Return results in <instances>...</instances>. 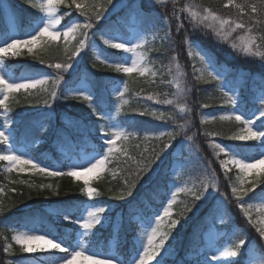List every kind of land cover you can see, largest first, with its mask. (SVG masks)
<instances>
[{
	"label": "trees",
	"instance_id": "16d2710c",
	"mask_svg": "<svg viewBox=\"0 0 264 264\" xmlns=\"http://www.w3.org/2000/svg\"><path fill=\"white\" fill-rule=\"evenodd\" d=\"M37 1L39 0L31 2L0 0V35L12 37L13 30L23 34L31 30L30 24L34 27L39 23L42 13L38 7H32ZM117 1L112 0L111 3L109 0L85 1V9L95 5L92 10L102 13L99 21L89 14L90 22L96 29L95 38L101 44V49L110 63L121 62L126 53L108 49L102 44L100 34L111 32L128 35L127 25L131 24L135 28L131 21L135 15L139 22V31L143 34L142 39L145 41L141 49L146 57V67L155 75L152 72L145 75L136 72L117 73L114 68L96 59L89 44L84 51L80 67L64 77L65 79L56 87L58 99L52 100L50 92L53 80L59 72L48 65L72 64L75 57L69 58L75 52L80 35L69 45H66L61 36L47 46L41 45L31 54L23 50L20 56L5 57L6 69L16 78L15 81L23 76L43 78L41 74H46L49 77L47 85L38 86L30 91L15 92L9 102L11 112L8 116L14 121L11 129L15 142L29 150L35 162L41 166H49L52 170L67 173L68 157L72 156L73 152L72 142L86 148L102 150L99 125H106L104 119L92 111L88 101L77 100L71 96L73 89L82 87L79 84L82 78L90 83L89 86L108 81L119 84L123 89L124 84H127L124 96L122 98L118 96L119 99L110 84L103 99H97L94 106L102 103L101 112L104 113L118 101V119L126 132L135 133V138L130 137L127 142H117L118 151L106 162L104 170L95 178H90L88 186L100 193L91 202L81 191L85 187L83 180L68 175L53 177L38 171L31 174L13 169L9 172L5 161H0V204L5 208V211L0 213V264H47L48 259L58 253L53 251L26 253L13 237L23 229L34 226L48 229L52 235L61 237L68 246L67 242L72 244L77 237L78 224L73 221L82 214L87 203L94 206L110 205L112 209L110 213L104 214L109 217L108 222L96 226L92 230L95 235L88 233L84 237L87 247L107 250L110 240L113 239L114 250L122 259L128 260L137 251L135 245L138 234L148 225L146 221L152 222L158 210L167 202L175 162L172 150L183 137L178 136L181 130H176V122L179 120L177 104L158 103L176 98L172 81L176 75L177 62L182 64L191 77L188 101L191 100L192 104L187 107V111L192 110L190 119L196 126L191 148L199 149V154L192 156L188 152L182 153L184 155L182 169L184 168L187 178L185 180L187 186L183 188L184 191L177 193L166 217L168 224L172 219L179 221L176 228L170 231V238L167 240L175 252L166 260V264L181 262L198 264V257L206 247L204 231L210 218L200 211L205 204H200L199 208L195 207V203L199 202H194L193 194L188 190L196 188L199 191L205 177L213 173L217 175V172L213 171L215 167L210 164V158L216 161L229 156L224 153L217 155L219 149L213 148L212 144L219 143L231 149L232 153L239 152L243 158L257 156L261 151L260 141L245 142L232 139L244 125L234 118L230 121L219 119V116L231 113L233 109V105L225 103L226 97L223 92L227 90H222L220 83L211 80L204 70L194 71L199 69V66L193 63L191 56L188 55L185 39L198 41L200 46L215 58L217 64L224 67L228 81L236 89L238 107L243 110L246 117L255 108L257 101L254 103L253 98L257 97L259 91H264V58L245 57L243 53L233 50L231 44L239 43L240 37H251L256 45L255 50L264 52V0H233L232 5L228 4V0H166L157 7L147 5L145 0H125L115 8ZM7 3L15 15L12 18L5 8ZM237 4L242 6V10L235 7ZM252 5H256V13L251 11ZM205 9L223 19L243 23L245 27L235 29L227 40H223L213 29L206 28L192 19L191 11L203 16L206 14ZM58 15L65 26L74 21H89V16L77 10L75 5L71 8L67 4L61 5ZM131 38L136 39V36ZM195 51L194 48L193 53ZM198 76L201 77L200 80L196 79ZM44 87H47L48 92L42 91ZM96 93L99 97V88L96 89ZM46 99L51 104L50 109L44 105ZM125 100L126 104L123 103ZM146 109L149 111L155 109L157 116L141 115L140 113H144ZM161 112L164 113V119L159 118ZM212 116L216 119L212 120ZM76 122L81 123L82 132L74 127ZM2 123L4 117L0 115V124ZM256 123L264 130V127H260L259 121ZM162 131L172 132L175 139L170 141L167 135L157 139ZM146 134L151 137L148 141L144 140ZM201 138L212 140L210 154L203 149ZM61 143L66 146L65 153L58 151ZM166 144L171 146L165 149ZM3 147L4 144H0V148ZM121 148L126 149V153L119 151ZM157 153H160L158 159ZM149 160L154 161L151 168L138 177L137 162L147 163ZM220 172L221 179L216 180V184H220L219 192L224 190L231 198H236L231 191L233 187L251 189L246 196L240 197L237 203L238 212H235L234 204L227 205L229 209L218 226L222 233L220 239H228L232 247L239 239L247 240L253 233L259 236L258 230L264 228V198H261V194L264 193V172L255 175L249 171L243 185L239 181L243 174L237 167L231 165L227 170L223 168ZM133 182L135 186L132 188V195L127 196V186ZM253 183L256 184L255 189H252ZM45 185L52 187H42ZM122 194L126 199H120ZM244 209H247V215ZM63 215H68L69 220H63ZM44 217L49 220L48 224L44 222ZM120 217L123 218L122 224L117 223ZM9 245L10 250L5 252V247ZM246 246L237 251V257L231 261H243L245 264Z\"/></svg>",
	"mask_w": 264,
	"mask_h": 264
},
{
	"label": "snow or ice",
	"instance_id": "6c2138e0",
	"mask_svg": "<svg viewBox=\"0 0 264 264\" xmlns=\"http://www.w3.org/2000/svg\"><path fill=\"white\" fill-rule=\"evenodd\" d=\"M31 2V0H30ZM112 0H109L111 3ZM71 8L72 5H75L77 10H80L85 16H89V21H86L84 24H80L78 22H73L70 26L62 25L61 17L58 15V9L61 5H66ZM228 4L232 5L233 0H228ZM33 8H39L43 13V16L40 19V23L35 24L33 27L32 24L29 25L30 31H25L23 35L27 36V39H14L11 36H3L0 35V115L4 117V123L0 124V144H4L8 146V151L0 152V161H6L8 164V171L11 172L13 169H16L19 172L24 171L25 169H34L41 174H45L48 176H63L68 175L70 177L76 178L78 180H83L85 187L81 189V191L88 197L91 202L94 197L99 196L100 193L95 189L89 187L90 178L88 174L90 173H100L104 170L106 162L118 151L117 142H127L129 138H135V133L126 132L120 125L119 122L112 119L111 113H103L101 109L103 108V104H99L98 106H94L97 99L102 100L103 95L107 92L110 84L113 87V91L117 96L123 97L124 92L127 90V84H124V88L121 89L119 84H115L114 82L101 81L98 84H94L91 86H84L80 88H75L71 91V96L77 100L88 101V106L92 109L94 113L100 116L102 119L112 120L110 124V131L104 132L103 129L105 125H99L101 130V140L103 143L100 145L102 151H96L95 155H88L87 158L81 159L79 161L72 162L70 166V170L65 173L60 170H52L49 166H41L40 163L35 162V158H27L28 153H19V150L15 147V136L11 130V126L14 123L13 120L9 119L8 114L11 112V108L9 107L10 99L13 98L12 94L18 92L20 90L30 91L32 89H36L38 86L47 85L49 77L46 74H41L43 78H34L31 76L21 77L19 78L21 82H14L16 78L8 77V73L6 71L5 57L11 56H20L22 55L21 49L23 47H27V51L31 54L33 53V47L40 42L42 46H47L52 42L58 40L61 36L64 37L65 41H69L75 37L77 31L83 29L84 31L80 33L84 36V39H80L75 46V52H73L72 59L78 56L82 49H85L88 46L90 37L88 35V29L93 27L90 22V13L91 16H94L97 21L101 20L102 13L100 11H93L95 5L89 6L88 9H85V6L82 5L78 0H42V3L32 4ZM237 9L242 10V6L237 4L235 5ZM205 15L201 16L196 11H191V16L193 20H196L199 24L204 25L206 28H211L215 31L216 35L223 40H227L231 33L235 29H243L245 25L243 23H236L235 21H230L227 19H223L220 16L216 15L214 12H210L207 9L204 10ZM251 11L253 13L257 12L256 5L251 6ZM178 19V17H177ZM42 25V26H41ZM57 26L64 27L65 30L63 32L57 30ZM178 25V29H179ZM34 33V34H33ZM19 34V33H15ZM102 44L107 46L108 49L119 50L121 53H131V63L129 64L127 60L128 57H124L125 62L123 63H110L109 58L104 55V51H101L97 48L95 41L91 42L92 50L95 54L97 60L101 63L106 64L110 68H114L117 73H139L140 75H145L146 73L152 72L149 67H146V57L142 52H138L137 49L141 47L145 41L143 39L139 40V43L133 44L128 40H121L119 36L113 35L111 32H102L101 34ZM140 33H136V37H139ZM135 38V37H134ZM170 38V37H169ZM10 41V42H9ZM185 43L188 47V55L195 56L199 58V61L205 66L206 69L210 68L211 70L207 71V75L213 81H217L220 83L221 89H228L223 92L224 97H226L225 103L233 105V109L231 113L224 114L219 116L221 121H230L233 118L236 121L242 122L244 125L243 133L241 135L233 136L232 139L238 141H260V148L264 149V130H257V121L260 123V127H264V91L260 93L258 97L253 98V102L255 103L257 100L259 101L261 107L254 109L250 118H246L244 114H238V96L233 95L236 91L230 82L227 79V73L224 70L223 66H219L215 61V58L204 48H202L198 41H192L189 38L185 39ZM196 51L193 53V49ZM231 48L236 50L238 53H243L245 57H262L264 58V52H261L256 49V45L254 43V39L240 37V42H233L231 44ZM9 50H12L9 52ZM107 49H105L106 51ZM65 51L67 52V46L65 47ZM175 59V57H173ZM41 63L43 61L41 60ZM48 67H52L57 70V72L67 71L72 67L71 64H61L57 63L54 65H48ZM179 69V65L176 66ZM194 71H200V69H194ZM155 75L154 72H152ZM183 76L182 72L177 71L176 76L173 78L172 83H174L176 88V99H165L163 101H158V103H163L166 105H172L176 103L181 112L186 111L185 106L180 103L181 99L185 95L187 89L181 83V77ZM8 77V78H6ZM63 79L61 76H57L55 80H53V88L50 92L52 100L58 99V94L56 91V87L59 85L60 81ZM197 80H200L201 77H196ZM100 89V96L97 97L96 89ZM42 91L48 92L47 87L42 88ZM67 99V97H65ZM152 97H148L151 99ZM123 103H127V101H123ZM44 105L51 108V104L49 100H44ZM258 112V115L256 113ZM141 115L149 114L153 117L157 116V111L155 109L149 111L145 110L144 113H140ZM160 119H164V113L159 114ZM207 119V117L205 118ZM212 120H215L216 117L212 116ZM203 122V121H202ZM185 125H179V128L182 130ZM168 136L169 140L175 139V136L172 132H160L157 139L160 137ZM215 135V134H214ZM151 139L147 134L144 136V140L148 141ZM189 140L192 137H188ZM171 145L166 144L164 146L165 149L169 148ZM138 147V145H137ZM212 147L215 149H219L220 153H224L225 155H231V160H220V165L227 170L228 165L234 164L243 175L239 177L240 184L243 185L245 183L247 174L250 170L254 169L258 164H264V151H260L258 154L260 156L259 159H256L255 156H246L244 159L236 158L240 155L237 152L233 155L231 149H227L225 146H221L219 143H213ZM119 151L125 152L126 149L121 148ZM164 151V149H161ZM19 153V154H18ZM96 156H99L97 159ZM160 153L156 154V158L158 159ZM71 160V156L68 157ZM95 162H92V161ZM251 161V162H247ZM154 161L149 160L147 163L143 161L137 162V176H142L146 173L150 168L151 164ZM84 164H88L87 167H84ZM216 177L213 173L211 176H207L201 182L200 190L197 191L196 188L189 189L188 191L192 192L194 197L195 207L199 208L200 204H207L210 202L215 193L209 191V188H216L215 183ZM135 182L128 185L127 188V196L132 195V188H134ZM174 186V185H173ZM42 187H52L51 185H45ZM256 188V184L253 183L252 189ZM185 189L177 187L174 192H171V199L168 200V206L163 210L164 216L167 217L169 215V208L172 206L174 200L176 199L177 193L184 191ZM233 196H235L238 200L241 196H246L251 189H245L243 187L237 188L233 187L231 189ZM261 198H264V193L261 194ZM120 199H126V196L122 194ZM226 204V200H225ZM243 208V204L240 205ZM191 210V209H189ZM5 208L2 204H0V213L4 212ZM112 211L110 205L106 206H91L86 211V216L81 217L80 219L73 221V223L79 224L80 228L83 229V234L95 233L92 231L96 228L97 225H102L103 223L108 222L109 217L107 215H102L105 213H110ZM245 215H247V209H244ZM63 220L68 221L69 216L63 215ZM123 218L120 217L117 220L118 224H122ZM131 222V221H130ZM156 227L152 228L151 232L147 234V243L143 244L139 240H137L135 247L137 249L142 248V251H136L135 254L130 258V260H122L117 255H110L107 252L103 251H94L91 255H88L87 252L90 249H85L83 244L72 245L70 242L68 246H65L66 242L63 239L58 238H50L51 234L45 235H29L27 233H20L13 237L17 244H20L23 248V251L26 253H34L37 251H53L54 253H63L64 255L59 257V264H74L78 257H83L86 260L93 261V264H150L151 261H155V264H166V260L174 255V248L171 245L166 246L165 241L170 238V231L175 229L178 225L179 221L176 219H172L170 223L167 225L168 231L163 230L161 227V218L159 215L155 216ZM146 223L150 226L151 220H147ZM258 234L261 238H264V228L258 230ZM157 236L159 239L157 241ZM44 241L43 246L37 245L35 242ZM248 241L245 238L239 239L236 243L232 245V247L225 249L220 253L221 257H237V251L242 250L247 245ZM10 245L6 246L4 251L8 252L10 250ZM80 249V250H77ZM163 250V251H162ZM211 251V249H209ZM138 257V259H137ZM245 258H248L247 256ZM258 264H264V250H261V254L258 258ZM218 264V257L216 255L207 256L205 254V260L202 264ZM183 264V262H181ZM200 264V262H198ZM230 264H243V261L233 260Z\"/></svg>",
	"mask_w": 264,
	"mask_h": 264
},
{
	"label": "rangeland",
	"instance_id": "374dc122",
	"mask_svg": "<svg viewBox=\"0 0 264 264\" xmlns=\"http://www.w3.org/2000/svg\"><path fill=\"white\" fill-rule=\"evenodd\" d=\"M85 1L86 0H78V2H80L82 5H85ZM115 1H117V0H115ZM124 1L125 0H118L117 3H115L114 7L116 6L115 8H117L118 5H120ZM165 1L166 0H145L146 4L151 6V7L152 6L157 7L161 3H164ZM39 3H42V0H39V1L36 2V4H39ZM5 8L9 12L10 18L15 16L14 13L11 12L12 8H11V6L8 3L5 4ZM42 16H43V13H42L41 17ZM131 21H132V23H134L135 28H133V26L131 24L127 25V28L129 30V34L128 35H123L121 33H115L113 35L119 36L121 38V40H128V41H131V43L136 44V43H139L140 39H142L143 34H142V32L139 31V22L135 19V15L131 18ZM74 22H78L80 24H84L85 23L83 21H74ZM71 24H68L67 26H70ZM134 29H135V31H133ZM57 30L63 32L65 30V28L64 27L63 28H59L57 26ZM83 31H84L83 29L78 30L77 34L75 35V37L72 38L71 40L67 41V42L65 41V39H63L64 42L66 43V45H69V44L73 43L78 35H80V39H84V36L80 34ZM87 31H88V35L90 37L88 45L91 44L92 41H95L97 48L99 50L103 51L101 49V44L99 43L97 38H95V36H94V33L96 32L95 27H92L91 29H88ZM137 32L140 33V36L136 37V39H132L131 37L136 36ZM15 33H17L16 30L13 31V35H12L11 38H14V39H27L28 38L27 36H25L23 34H15ZM0 46H2V45H0ZM39 47H41V43L37 42V44L34 45L33 50H35L36 48H39ZM85 49H82L81 53L74 58L75 60L71 64L72 65L71 68H69L67 71H61V72H59L57 74V76L63 77V79L60 81V83L65 79L64 77H67L69 74L73 73L76 69H78V67H80V64L82 62V57H83ZM23 50H27V47H23L21 49V51H23ZM11 51L12 50H9V52H11ZM137 51L138 52H142L141 47H139L137 49ZM131 56H132L131 53H126L124 55V57H128L129 58L127 60V62L129 64L131 63V59H130ZM191 59H192L193 63H195V64H197L199 66L198 67L199 69L204 70L206 73H207V71L211 70L210 68L206 69L205 66L199 61L198 57H195L193 55V56H191ZM123 62H125L124 58L119 63H123ZM177 65H179V69L176 68V73L175 74H177V71L183 73V76L181 77V83L187 89V91H186L185 95L183 96V98L180 101V103L185 106L186 111L181 112L179 107H178L177 112H178V115H179L178 116L179 120L176 122V124H177L176 125V130L177 131L181 130L179 128V125L183 124V125H185V127L181 130V133L178 135V136H183V137L180 138V140L176 143L175 147L172 150V154L175 156V162L173 164V170H172V173H171L172 175H171L170 193H169V195L167 197V202H165V204L158 210V213H157V215H159L160 218H161V227L165 231H167L168 220L164 216L163 210H164L165 207H169L168 206V200L172 198L171 197V192H174L177 187L184 188V187L187 186V183L185 181V180H187V178H186V176L184 174L185 173L184 172V168L182 169V164H183V161H184V159H183L184 155H182V153H185V152L187 153L188 152V153H190L189 155H192V156H194L195 154L196 155L199 154V149L192 150V148H191V145H192L191 142H192V139H193V136H194V131L196 129V126H195V123H193L191 121V119H190L191 118L190 115L192 114V110L189 109L187 111V107H189V105L191 103V100L188 101V97H189V94H190V91H191L190 90L191 86H190V83H189L191 81V77L189 75V72H186L184 70V68L182 67V64H180V62H177ZM6 71L8 73V77H13L11 75V73L7 69H6ZM8 77H6V78H8ZM23 77H28V76H23ZM34 78H36V77L34 76ZM20 81L21 80H17V81H14V82H20ZM79 84H81L82 87H84L86 85L89 86L90 83L86 79L83 78L79 82ZM174 89H175V93H176L175 85H174ZM226 90H228V89H226ZM261 92L262 91L258 92V96L260 95ZM232 94L237 96L236 91L234 93H232ZM117 98H118V96H117ZM259 107H261V105H260V103L258 101V102L255 103V108L254 109L259 108ZM239 110L240 111L238 112V114H244L243 110H241L240 108H239ZM2 111L3 110H0V112H2ZM118 111H119V105H118V101H117V102H115L112 105V107L109 110H106L104 113H111L112 114V119L118 121L119 125L123 128L121 121L118 119ZM252 112L250 114L246 115V118H250ZM256 115H258V112L256 113ZM104 121H105L106 125H105V129L103 131L104 132H109L111 130L110 129V124L112 123V120L104 119ZM74 127L76 129H79L80 132H82V128H81V123L80 122L79 123H77V122L74 123ZM242 130L237 131L235 133V136L244 134ZM257 130H261L258 127V125H257ZM100 137H101V134L99 136V139L101 140ZM188 137H192V139L189 140ZM67 140L69 142L68 137H67ZM211 141L212 140L207 139V138H201L200 139V143H201L203 149L205 150V152H207V154H210V150L212 149L211 146H210ZM72 143H73V146H72L73 152H72L71 160H69L68 165H67V171L70 170V166H71L72 162L79 161L81 159H85V158H87L88 155H95L96 151H102V150H97V149L86 148L84 145H81V146L80 145H75L74 142H72ZM4 146L5 147L0 148V152L8 151V146L7 145H4ZM15 147L19 150V153L27 152L28 153V157L27 158H33V156L30 154L29 150H27L23 145H18L15 142ZM58 151L62 152V153H65L66 152V146H64L63 143L59 144ZM261 151H264V150L261 149ZM235 154L236 153H233V155H235ZM96 158L98 159L99 156H96ZM236 158L244 159L240 155H238ZM255 158L259 159L260 158L259 154L257 156H255ZM224 159L231 160L232 156L231 155L226 156V157H224L221 160H224ZM210 161H211V163H210L211 166L215 167V169H213V171L217 172V175L215 174V177H216V180L218 181V180L221 179V172L220 171H222L223 167L219 163L220 160H216L215 161L212 158H210ZM92 162H95V161L93 160ZM247 162H251V161H247ZM5 163L8 166L6 161H5ZM231 165L235 166L234 164H231V163L228 166H231ZM87 166H88V164H84V167H87ZM35 171L36 170H34V169H25L22 172H29V173L33 174ZM208 171L210 172L209 169H208ZM250 172L255 174V175H259V174L263 173L264 172V164L256 165V167L254 169L250 170ZM97 174L98 173L94 172V173L88 174V176H89V178H95L97 176ZM216 180H215V183H216ZM222 182H223V184H225L223 180H222ZM219 188H220V184H216V188H211V187L209 188V191L214 192L215 196L210 202L205 204V206L203 205L202 208L200 209V211L202 213H204L208 218H210L209 221L207 222V227H206V229L204 231V235H205V238L207 240L206 247H205L204 251L198 257V261L200 262V264H202V262L205 260V254H207V256H209V257L212 256V255H216L218 257V264H230L231 259L234 258V257H221L220 256L221 252H223L227 248H230V242L226 238H223V239L221 238L220 239V236H221L222 233H221V231H219V227L218 226H219L220 220L223 218V216L226 214L227 210L229 209L227 205L230 204V205L233 206V204H234L233 208H234L235 212L239 211V206L237 204L239 202V200L236 199V198H231L229 196V194H226V191H224V190H223V192H219ZM225 200H226V204H225ZM91 206H94V205H92L91 203H87L86 206L84 207L83 211H82V214L79 215L76 220L80 219L83 216H86V211ZM170 208H169V213H170ZM208 210L213 211V212L210 213V211H208ZM102 215H104V214H102ZM157 215H155V216H157ZM199 215H197V217ZM44 222L46 224H48L49 220H47L45 218ZM156 226L157 225H156V222H155V219H154V220H152L150 226L147 225V226L142 228V230L140 231V233L138 234L136 239L139 240L141 243L146 244L147 243V234L150 233L152 228H154ZM20 233H27L29 235H45V234H49L50 231L48 229H44V228L40 229L39 227L31 226V227H27V228L23 229ZM76 233H77V237L72 242V245H77V244L82 243L83 247L85 249H90V251L87 252L88 255H91L92 252H94V251H103V252L109 253L110 255H117V256L120 257V259H122V257L114 250V247H113L114 246V240L113 239L110 240L109 247H108L107 250H104L102 248L92 249L91 247H87L86 246V242L84 241V237L87 234H83V229L80 228L79 224H78ZM224 236H222V237H224ZM50 238H58V236H55V235L51 234ZM58 239H61V237L58 238ZM158 239H159V236H157V241H158ZM247 241H248V245H247L248 249L246 250L247 251L246 254H247L248 258H245V262L244 263L245 264H258V259H256V258H258L260 256L261 250H264V239L261 238L260 236H257L255 233H253V234L250 235V237L247 239ZM35 243L37 245H39V246H43L44 245V241H37ZM165 244H166V246L169 245L167 241H165ZM65 246H67V245L65 244ZM209 249H211V251ZM77 250H80V249H77ZM137 250L138 251H142V248H139ZM37 252H42V251H37ZM62 255H64V254L63 253H58V254L52 255L48 259L47 264H59V257L62 256ZM133 255H131V257ZM130 258H129V260H130ZM137 259H138V257H137ZM122 260H124V259H122ZM74 264H93V261L86 260L83 257H78L77 260L74 262ZM150 264H155V261H151ZM210 264H211V262H210Z\"/></svg>",
	"mask_w": 264,
	"mask_h": 264
}]
</instances>
